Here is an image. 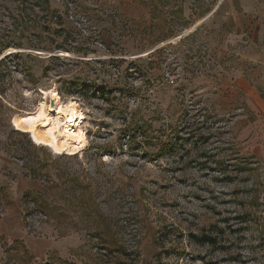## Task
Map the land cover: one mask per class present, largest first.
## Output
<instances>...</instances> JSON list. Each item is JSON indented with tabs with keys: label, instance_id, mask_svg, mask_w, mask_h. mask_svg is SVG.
Instances as JSON below:
<instances>
[{
	"label": "rangeland",
	"instance_id": "obj_1",
	"mask_svg": "<svg viewBox=\"0 0 264 264\" xmlns=\"http://www.w3.org/2000/svg\"><path fill=\"white\" fill-rule=\"evenodd\" d=\"M256 6L0 0V264H264V149L233 76L253 48L235 19ZM41 90L83 112L80 153L14 128ZM23 180L41 191L14 215Z\"/></svg>",
	"mask_w": 264,
	"mask_h": 264
},
{
	"label": "bare ground",
	"instance_id": "obj_2",
	"mask_svg": "<svg viewBox=\"0 0 264 264\" xmlns=\"http://www.w3.org/2000/svg\"><path fill=\"white\" fill-rule=\"evenodd\" d=\"M41 94L43 100L35 112L13 118L14 128L28 134L34 144L49 149L53 154L80 153L88 142L80 126L84 119L83 112L76 102L63 101L56 90H41ZM52 102L53 108L50 106ZM71 124L76 125L74 131L67 130Z\"/></svg>",
	"mask_w": 264,
	"mask_h": 264
},
{
	"label": "crops",
	"instance_id": "obj_3",
	"mask_svg": "<svg viewBox=\"0 0 264 264\" xmlns=\"http://www.w3.org/2000/svg\"><path fill=\"white\" fill-rule=\"evenodd\" d=\"M244 6L245 5H242V8ZM249 14H252V19H250ZM235 22H237L239 28L245 26L244 28L249 27V30L251 29L249 31V35L251 38L249 42V46L250 47L253 46V48L249 53L244 52V60L250 62L251 65L246 67L245 69L242 68L237 69L238 71L234 72L233 76L235 77L236 86L242 92L248 106L253 111V115H254L253 126L259 129L258 133L260 137L259 138L260 142L258 143V146L260 147V149H264V52L254 50V47H257L258 43L260 42L264 43V6L263 7L256 6L255 11H253V13L244 10V13H240L238 19L237 18L235 19ZM239 28H237L236 32H233L229 35L230 37L227 39L228 46L229 45L238 46L239 42L245 43L246 41L245 33L243 30L240 31ZM29 187L35 191L38 192L41 191L37 183L34 181L23 180V184L19 183V189H18L19 196L17 201H15L14 204L15 206L13 207L12 210H10V212L14 213V215L21 214L22 205H21L20 196L25 191V189ZM7 232L16 233V227L14 226L13 228L12 227H9V229L7 228ZM14 236H16L18 239L22 238L23 240L28 238V237L26 238L22 237L20 235H14ZM35 242L36 243H33L32 241L33 244H36L38 246L37 241Z\"/></svg>",
	"mask_w": 264,
	"mask_h": 264
},
{
	"label": "trees",
	"instance_id": "obj_4",
	"mask_svg": "<svg viewBox=\"0 0 264 264\" xmlns=\"http://www.w3.org/2000/svg\"><path fill=\"white\" fill-rule=\"evenodd\" d=\"M47 4L50 6V2L47 1ZM3 63L2 60H0V65ZM24 202H27V195L23 197ZM193 238L199 243V244H209V245H214L216 243V239L212 238L209 235H204V236H193Z\"/></svg>",
	"mask_w": 264,
	"mask_h": 264
},
{
	"label": "built area",
	"instance_id": "obj_5",
	"mask_svg": "<svg viewBox=\"0 0 264 264\" xmlns=\"http://www.w3.org/2000/svg\"><path fill=\"white\" fill-rule=\"evenodd\" d=\"M168 78H169L168 81H167L168 84H169L170 86L175 85V82H176V81H175V77L172 76V75H169Z\"/></svg>",
	"mask_w": 264,
	"mask_h": 264
},
{
	"label": "water",
	"instance_id": "obj_6",
	"mask_svg": "<svg viewBox=\"0 0 264 264\" xmlns=\"http://www.w3.org/2000/svg\"><path fill=\"white\" fill-rule=\"evenodd\" d=\"M53 106H54V103L52 102V103H51V107L53 108Z\"/></svg>",
	"mask_w": 264,
	"mask_h": 264
}]
</instances>
